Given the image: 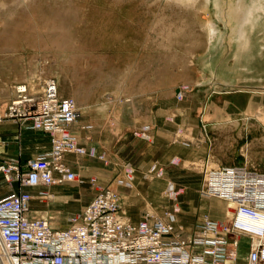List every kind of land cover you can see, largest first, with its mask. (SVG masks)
Here are the masks:
<instances>
[{"label":"rangeland","instance_id":"rangeland-1","mask_svg":"<svg viewBox=\"0 0 264 264\" xmlns=\"http://www.w3.org/2000/svg\"><path fill=\"white\" fill-rule=\"evenodd\" d=\"M192 4L196 0H0L1 112L18 85L40 98L52 80L58 96L72 100L79 114L72 128L83 153L67 154L77 180L53 188L60 193L30 190L27 214L42 212L41 219L63 229L92 202L97 187H115L133 223L167 222L172 215L169 240H186L207 219L226 221L216 205L222 211L227 203L203 194L204 166L264 172V148L251 146L264 131L246 107L260 103L264 91H228L214 83L201 58L208 50L206 24L217 17L216 0L207 9ZM259 13L264 21V8ZM216 51L223 52L219 60L226 56L222 65L235 64L229 50ZM235 98L237 110H231L227 104ZM21 120L3 118L0 124V163L20 169L52 148L50 136L24 132L31 120ZM247 245L244 240L240 258Z\"/></svg>","mask_w":264,"mask_h":264},{"label":"built area","instance_id":"built-area-1","mask_svg":"<svg viewBox=\"0 0 264 264\" xmlns=\"http://www.w3.org/2000/svg\"><path fill=\"white\" fill-rule=\"evenodd\" d=\"M28 91L26 85L16 87L15 99L0 111V123L3 118L30 119V126L23 127L48 134L52 148L21 169L0 165V175L6 183L22 187L72 182L76 175L63 157L83 151L70 133L77 107L58 96L52 80L45 82L40 98ZM204 181L203 194L234 203L236 216L225 224L207 219L189 238L176 241L169 240L172 215L167 222L133 223L110 188L97 187L92 202L63 229L27 217V192L9 193L0 197V264L4 259L10 264H237L244 240V264H264V173L246 166L205 164Z\"/></svg>","mask_w":264,"mask_h":264},{"label":"bare ground","instance_id":"bare-ground-1","mask_svg":"<svg viewBox=\"0 0 264 264\" xmlns=\"http://www.w3.org/2000/svg\"><path fill=\"white\" fill-rule=\"evenodd\" d=\"M178 1H182V0H178ZM211 1L212 0H196L197 4H192L191 6L196 7L197 5H202L207 9L208 4ZM216 6H217L216 20L213 21L214 20L213 19L209 21L205 27L204 36L207 41L206 44L208 45L207 46L208 50H207V55L205 54L206 56L201 58V67L207 69L211 73L210 76L214 77L217 80V82L222 83L221 81H224L228 83V84L222 83L223 85H227L226 87L229 86L234 87L238 85L237 84L238 81L243 79L241 78V75L238 72V66L241 64L242 60H256L259 63H264V21L262 20V17L259 13L260 10L264 8V0H216ZM218 20L222 22L224 28L226 29V32H224V34L219 29L220 27L219 24L217 23ZM220 46L224 47V49L226 50H229L230 57H232V61L235 63L234 65L232 64L234 67V68L232 67L233 69L232 68L229 69V67L227 68V63L225 65H222L220 63V61H224L226 59L225 54L222 55L223 52H220L222 53L221 54L222 58H220L219 60L220 53L216 51V48ZM215 63L221 64L217 66L216 70L212 66V64ZM249 69L250 68H247V70ZM252 70H257L259 73H261L263 71L260 70H264V66L261 69L255 67ZM248 79L251 80L250 78ZM77 120L71 125L70 133L74 137L75 135L73 134L72 127L73 125H75ZM230 122H235V120ZM76 142L78 143L77 139ZM82 153L76 155H80ZM215 166L216 165H214V167ZM128 171L129 173L131 172V170ZM131 178L132 177L129 176V179ZM76 180L77 177L72 182H75ZM72 182H64L63 184L72 183ZM63 184H59V185H63ZM168 193L169 196L172 198H174V196L177 195L173 192L172 185L168 186ZM215 199L221 200L219 198H215ZM221 201L227 203V206H225L219 202V204L223 205L226 208V210L225 208L222 207V211H221L220 206L216 205L218 206L217 213L223 215L222 217H224L226 221L223 222L219 221L218 223L225 224L227 221H230L233 217L236 216L237 210L235 211L234 203L225 200H221ZM30 219H34V218H30ZM35 219H41V218H35ZM239 256L237 259L238 260L237 264H244V258H240L241 256L240 257ZM1 263L10 264V262H8L6 259H4L3 262Z\"/></svg>","mask_w":264,"mask_h":264},{"label":"crops","instance_id":"crops-1","mask_svg":"<svg viewBox=\"0 0 264 264\" xmlns=\"http://www.w3.org/2000/svg\"><path fill=\"white\" fill-rule=\"evenodd\" d=\"M229 68H231L232 67V65H227ZM264 66V63H259L258 61H256V60H242L241 61V64L238 66V72H239V74L241 75V78H243L242 80H240V81H238V85H236V86H229V87H226L227 85H222V83L223 84H228V83H226V82H224V81H221L222 83H219V82H214L215 84H217V85H219V87H221V89L223 88V90H228V91H235V90H241V89H243V88H245V87H248V88H251V90L253 89L254 91L253 92H256V93H260L259 92V90H262V91H264V88H260V86H261V79L264 77V75L263 76H261V77H258V76H255V75H257L259 72L257 71V70H252L253 68H255V67H257V68H259V69H261L262 67ZM247 68H250L249 70H247ZM255 73V74H254ZM264 73V72H263ZM253 77H256V78H253ZM246 78V79H245ZM248 78H250V79H252V80H254V81H252V80H249ZM261 78V79H260ZM247 79H248V81H247ZM250 82H253L254 84H250ZM243 87V88H242ZM248 101H249V99H247ZM237 98H235V101L229 106V104H227V106L228 107H230L231 108V110L234 108V107H236V110H237ZM252 102V104L250 103V102H248V104H246V107L250 110V111H252V112H250V113H253L254 115H253V119L256 121V126H257V129L258 130H262V131H264V97H262L261 98V102L260 103H255V102H253V100L251 101ZM227 107H226V102H224V108L223 109H220V115H223V111H225V109H226ZM258 109L257 111H255V109ZM253 110H254V112H253ZM1 111V110H0ZM263 113V114H262ZM226 115H228V114H226ZM259 115V116H258ZM2 123V122H1ZM0 123V124H1ZM228 124V123H227ZM232 124H234L235 126H238L239 125V123L238 122H232ZM17 125V124H16ZM17 127H18V125H17ZM19 128V127H18ZM25 128V127H24ZM74 129V128H73ZM161 128H159V126H158V128L156 129V131L154 132V135H155V138H156V146L158 147V144L160 143V139H159V136H161L162 137V135H159L158 133H160V130ZM23 131L24 132H39V133H42L43 135H45V136H48V138H49V135H47V134H45V133H43V132H40V131H36V130H30V129H23ZM161 131H163V129L161 130ZM41 142H43L42 140L40 141V143ZM251 146L253 147V148H264V138L262 139V141L261 140H256V144L253 142H251ZM159 148H162V145H159ZM46 151H48V150H46ZM43 152V151H42ZM39 153H41V151L40 152H37L36 154H34L31 158H34V157H36ZM71 157H72V155H65V157H64V160H65V163L70 167V169L73 171V169L71 168V162L73 161H71ZM30 158V159H31ZM29 160V159H28ZM27 161V160H26ZM26 161H25V163H26ZM19 163V162H18ZM3 163H0V165H2ZM217 166V165H216ZM248 167V166H247ZM252 169H254V170H256V171H258V172H262V171H259V170H257V169H255V168H252ZM262 173H264V172H262ZM2 176L0 175V197H3V196H6V195H8L9 193H12V192H27L28 194H30L29 193V191L30 190H35V189H46V191H48L49 192V189H51L52 188V190H54V191H56V192H58V193H60V191H58L57 189H53V188H55V187H58L57 185H55V186H49V187H42V186H36V187H22V186H20L19 185V183H17V182H14V183H6L5 181H3L2 180V178H1ZM8 184V185H7ZM65 184H68V183H65ZM8 186H10L11 188H8ZM15 186H17L18 187V190H14V188H15ZM60 186H62V185H60ZM110 187H112V186H110ZM113 188V190L114 191H116V192H118V190L115 188V187H112ZM111 188V189H112ZM119 193V192H118ZM29 204H30V202H29ZM123 207H124V203H123ZM28 209H29V206H28ZM124 209H125V207H124ZM126 210V209H125ZM29 214H31V215H29ZM42 215V212H35L34 214H33V211L32 212H30V213H28V216H30V217H37V218H40V216Z\"/></svg>","mask_w":264,"mask_h":264}]
</instances>
